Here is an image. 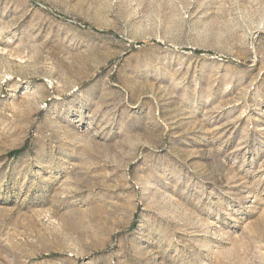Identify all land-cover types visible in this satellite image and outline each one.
Segmentation results:
<instances>
[{
  "label": "rangeland",
  "instance_id": "obj_1",
  "mask_svg": "<svg viewBox=\"0 0 264 264\" xmlns=\"http://www.w3.org/2000/svg\"><path fill=\"white\" fill-rule=\"evenodd\" d=\"M0 264H264V0H0Z\"/></svg>",
  "mask_w": 264,
  "mask_h": 264
},
{
  "label": "trees",
  "instance_id": "obj_2",
  "mask_svg": "<svg viewBox=\"0 0 264 264\" xmlns=\"http://www.w3.org/2000/svg\"><path fill=\"white\" fill-rule=\"evenodd\" d=\"M18 152H13V153H11V155H16Z\"/></svg>",
  "mask_w": 264,
  "mask_h": 264
}]
</instances>
